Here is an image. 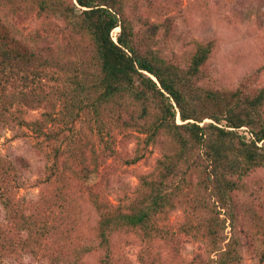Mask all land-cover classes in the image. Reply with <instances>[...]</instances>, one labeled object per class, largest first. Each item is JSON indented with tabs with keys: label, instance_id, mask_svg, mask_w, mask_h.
Segmentation results:
<instances>
[{
	"label": "trees",
	"instance_id": "16d2710c",
	"mask_svg": "<svg viewBox=\"0 0 264 264\" xmlns=\"http://www.w3.org/2000/svg\"><path fill=\"white\" fill-rule=\"evenodd\" d=\"M42 16L64 21L71 27L69 35H87L90 61L86 52L81 61L66 60L54 40L36 45L13 29L17 20L30 22ZM152 27L148 25L147 34H140L126 15L124 0H0V136L12 131L16 137H30L46 161L47 173L41 182L61 184L48 200L54 204V235L69 239L73 247L71 264H81L98 249L103 252L98 264H120L114 238L128 233H141L147 245L139 253L140 264H162L167 259L153 242L161 239L171 244L173 233L164 225L178 194L193 188L204 196L201 209L215 213L219 206L232 214L231 194L240 190L250 172L264 168V152L257 147L264 141V117L260 116L264 86L210 90L200 99L194 91L203 88L208 77L204 64L212 42L197 47L185 67L176 66L152 46L154 37L148 34ZM116 28L119 32L113 40L110 33ZM48 81L62 85L51 92L48 86L44 89ZM207 102L210 108H205ZM34 111L40 112L34 115ZM102 112H114L117 120L123 117V125L144 136L146 145H170L153 170L138 177L136 192L125 194L116 204L100 191L83 192L87 187L82 189V182L98 173L101 161L95 157L87 164L84 159L65 158L68 132L81 114ZM62 118L64 125H58ZM205 118L214 124L198 125ZM241 128L253 139L238 135L236 130ZM83 151L82 147L80 155ZM66 162L71 164L68 168ZM9 167L16 175L13 161ZM23 167L27 170L29 165ZM85 193L93 212L77 211V198ZM4 207L10 210L8 203ZM68 217L72 219L66 221ZM185 221L186 232L206 241L208 250L200 260L179 255L181 264L240 263L238 242L232 238L223 243L225 237L219 234L223 223L216 213L201 223ZM84 223L91 229L89 234L94 232L90 243L81 240ZM5 244L0 237L1 254H6ZM1 254L0 264H5Z\"/></svg>",
	"mask_w": 264,
	"mask_h": 264
},
{
	"label": "rangeland",
	"instance_id": "374dc122",
	"mask_svg": "<svg viewBox=\"0 0 264 264\" xmlns=\"http://www.w3.org/2000/svg\"><path fill=\"white\" fill-rule=\"evenodd\" d=\"M124 4L126 15L140 34H147L148 25L153 24L148 33L154 37L152 46L169 63L185 67L197 47L212 42L211 53L204 64L208 77L203 88L194 91L200 99L210 90L229 92L243 89L246 84H250L251 89L264 86V0H124ZM70 28L57 17L42 16L30 22L17 20L13 29L25 41L36 45L54 40L66 60L81 61L86 52L90 61L91 45L87 35L77 32L69 35ZM118 32L116 28L110 33L113 40ZM68 35L71 38L64 40ZM47 84L44 89L56 92L62 82L48 81ZM194 92H189L192 97ZM210 107L207 102L205 108ZM260 116L264 117V106ZM64 122L62 118L58 125ZM123 123V117L117 120L114 112H102L98 116L83 113L68 132L70 141L65 148L68 160L84 159L90 164L96 157L97 162H102L98 173L82 182V189L87 187L83 192L88 193L100 191L113 204L125 194L136 192L138 177L151 172L160 154L170 146L168 142L146 145L144 136ZM176 123L180 124L178 118ZM209 123L213 121L205 118L198 125ZM236 132L244 135L240 129ZM33 144L30 137H16L12 131H3L0 136V237L6 239L4 251L8 255L0 254L5 257V264H71L73 247L69 239L54 235L56 222L51 211L54 204L48 200L61 184L49 186L41 182L47 173L44 171L46 161ZM82 147L84 151L80 155ZM257 147L264 152V141L258 142ZM12 161L17 168L14 176L9 167ZM26 164L29 165L27 170L23 167ZM64 165L68 168L71 164ZM242 180L240 190L231 194L232 214L216 206L215 213L221 225L223 223L219 234L225 237L223 243L232 238L237 240L239 264H264V168H257ZM202 197L188 187L174 199V210L164 225L173 233L171 244L161 239L153 242L167 259L162 264H181L180 256L200 260L206 255V241L186 232L188 226H183L187 223L185 219L195 224L215 217L210 209L200 208ZM76 202L77 211H92L87 205L86 193ZM6 203L10 210L5 209ZM69 219L72 217L66 221ZM83 225L85 234L81 240L90 243L94 232L89 234L90 228ZM59 237H62L61 244ZM114 247L120 264H140L139 253L146 250L147 245L141 233H128L116 236ZM99 256H103L101 249L86 256L81 264H98Z\"/></svg>",
	"mask_w": 264,
	"mask_h": 264
},
{
	"label": "built area",
	"instance_id": "2783aa9c",
	"mask_svg": "<svg viewBox=\"0 0 264 264\" xmlns=\"http://www.w3.org/2000/svg\"><path fill=\"white\" fill-rule=\"evenodd\" d=\"M240 130H242V133L245 135V137L247 139H253L252 135L250 133L247 132V129L245 128H241ZM258 144V143H257Z\"/></svg>",
	"mask_w": 264,
	"mask_h": 264
}]
</instances>
